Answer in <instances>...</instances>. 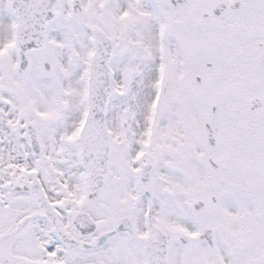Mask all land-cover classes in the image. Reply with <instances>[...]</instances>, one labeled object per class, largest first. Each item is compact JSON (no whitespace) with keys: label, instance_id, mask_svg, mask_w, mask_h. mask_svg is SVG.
<instances>
[{"label":"snow or ice","instance_id":"1","mask_svg":"<svg viewBox=\"0 0 264 264\" xmlns=\"http://www.w3.org/2000/svg\"><path fill=\"white\" fill-rule=\"evenodd\" d=\"M0 264H264V0H0Z\"/></svg>","mask_w":264,"mask_h":264}]
</instances>
